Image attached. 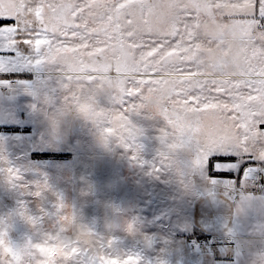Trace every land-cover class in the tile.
Listing matches in <instances>:
<instances>
[{"label":"snow or ice","instance_id":"snow-or-ice-1","mask_svg":"<svg viewBox=\"0 0 264 264\" xmlns=\"http://www.w3.org/2000/svg\"><path fill=\"white\" fill-rule=\"evenodd\" d=\"M3 21L0 52H33L66 105L124 147L140 133L129 114L143 112L161 126L162 166L264 167V0H0Z\"/></svg>","mask_w":264,"mask_h":264},{"label":"rangeland","instance_id":"rangeland-1","mask_svg":"<svg viewBox=\"0 0 264 264\" xmlns=\"http://www.w3.org/2000/svg\"><path fill=\"white\" fill-rule=\"evenodd\" d=\"M0 58V233L38 252L30 264H56L57 238L71 248L68 264H102L100 256L119 259L121 252L138 255L140 264H197L215 249L191 247L198 240L192 207L220 179L190 163L162 166L160 124L143 112L129 114L140 133L126 148L117 137L105 139L106 122L66 105L67 90L49 67L34 63L33 52L4 51ZM129 222L133 233L124 230ZM81 234L93 237L91 245ZM10 252L4 249L0 264H21L18 253L6 258Z\"/></svg>","mask_w":264,"mask_h":264},{"label":"crops","instance_id":"crops-1","mask_svg":"<svg viewBox=\"0 0 264 264\" xmlns=\"http://www.w3.org/2000/svg\"><path fill=\"white\" fill-rule=\"evenodd\" d=\"M259 168L247 174L232 170L237 175L232 177L211 176L220 179L216 187L195 199L192 231L219 242L196 258L197 264H264V194L250 192L256 173L264 170Z\"/></svg>","mask_w":264,"mask_h":264},{"label":"clouds","instance_id":"clouds-1","mask_svg":"<svg viewBox=\"0 0 264 264\" xmlns=\"http://www.w3.org/2000/svg\"><path fill=\"white\" fill-rule=\"evenodd\" d=\"M74 108L76 110H78V108L75 105H74ZM104 136H105V139H107L109 137H115V136H106V135H104ZM124 230L126 232L133 233L135 231V228H134V225L131 222H129L124 226ZM79 239H80L82 244L91 245L93 237L81 234L79 236ZM0 240L3 241L2 243H0V254H4V249L8 248L11 250V252L6 256V258H10L11 253H18L22 257L21 264H30V253L34 254L36 256L39 255L38 252H35L34 249L30 250L24 246H21L19 248L15 247L13 245V243L11 242L10 237L6 233L4 235L0 236ZM41 243L48 244L49 241L47 239H44L41 241ZM51 243L54 244V246L56 248V252H57V254L54 258L56 261V264H68V259H70V257L65 258V253L70 252L71 248H70V246L67 245V241H65L61 238H57V239H54L53 241H51ZM101 254L106 255L107 253H101ZM118 258L123 259L124 253L121 252Z\"/></svg>","mask_w":264,"mask_h":264},{"label":"built area","instance_id":"built-area-1","mask_svg":"<svg viewBox=\"0 0 264 264\" xmlns=\"http://www.w3.org/2000/svg\"><path fill=\"white\" fill-rule=\"evenodd\" d=\"M250 192L253 194H264V172L259 171L256 173ZM219 242L214 238H203L201 240H196L191 242V247L193 249H204V248H217Z\"/></svg>","mask_w":264,"mask_h":264},{"label":"trees","instance_id":"trees-1","mask_svg":"<svg viewBox=\"0 0 264 264\" xmlns=\"http://www.w3.org/2000/svg\"><path fill=\"white\" fill-rule=\"evenodd\" d=\"M13 129L17 130L16 128H13ZM32 155H33L34 159H49V158L61 159V158L65 157V155H63V154H50V153H33ZM232 176H233V174L231 173V175H224V176H219V177H232ZM204 237H206V236L199 234V236H197V239L201 240Z\"/></svg>","mask_w":264,"mask_h":264}]
</instances>
